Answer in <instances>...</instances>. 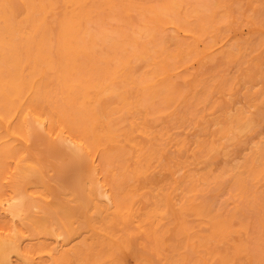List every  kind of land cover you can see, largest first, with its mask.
I'll return each mask as SVG.
<instances>
[{"label": "bare ground", "instance_id": "1", "mask_svg": "<svg viewBox=\"0 0 264 264\" xmlns=\"http://www.w3.org/2000/svg\"><path fill=\"white\" fill-rule=\"evenodd\" d=\"M262 126L264 0H0V264H264Z\"/></svg>", "mask_w": 264, "mask_h": 264}, {"label": "rangeland", "instance_id": "2", "mask_svg": "<svg viewBox=\"0 0 264 264\" xmlns=\"http://www.w3.org/2000/svg\"><path fill=\"white\" fill-rule=\"evenodd\" d=\"M256 133V134H255ZM254 133V140H257V139H261L264 138V127L262 126L261 128H259L258 130V133L257 131ZM194 135H193V131L190 132V138H193ZM245 147H249V144H245L244 145ZM244 146H242V150L238 151L237 153H235L228 161H225V159L223 157H221L217 162H215L214 164H212V168L214 170L215 173L219 172L220 170H222V168L224 166H230V165H233V164H236L238 163L239 161H242L243 159V156L249 152V149L248 148H245ZM96 162L98 164L99 167H101V154L99 152L96 153ZM203 169H200V171H202ZM1 184L4 185V182L1 180ZM5 188V186H4ZM6 217L4 216L3 213H0V231H4V229L7 228V224H6V221H5ZM14 262L17 263V261L14 259Z\"/></svg>", "mask_w": 264, "mask_h": 264}]
</instances>
